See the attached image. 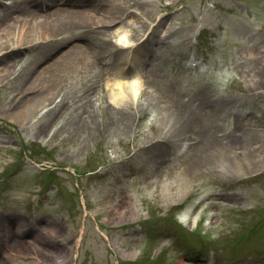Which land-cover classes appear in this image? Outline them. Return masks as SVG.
Listing matches in <instances>:
<instances>
[{
  "label": "rangeland",
  "instance_id": "1",
  "mask_svg": "<svg viewBox=\"0 0 264 264\" xmlns=\"http://www.w3.org/2000/svg\"><path fill=\"white\" fill-rule=\"evenodd\" d=\"M12 1L22 0H0V8ZM101 1L134 10V23L124 21L113 38L115 43L124 38L126 62L131 47L162 20L159 37H172L158 51L159 80L186 104L223 103L215 121L218 135L232 133L236 119L264 120V86H254L261 65L253 59H264V0ZM94 10L85 12L99 19ZM56 46L48 45L40 56L22 50L20 71L28 72L34 60L39 68L46 65L47 59L40 65L39 59L50 58ZM196 59L203 63L200 69L184 68ZM100 60L74 63L59 93L64 101L82 102L69 107L64 102L57 114L12 118L25 105V94L0 85V264H264V135L206 154L184 176L182 160L196 140L183 138L187 132L181 127L177 147L167 152L161 109L106 103L116 89L107 87ZM155 76L138 79L139 96L155 93L150 87ZM91 97L96 138L87 144L80 135L54 136L60 122L77 116V126L88 118ZM120 109L132 115L124 134L112 125ZM42 125L46 132L39 133ZM183 146L188 152L180 159ZM183 206L187 209L179 211ZM10 231L20 234L3 238ZM18 240L26 243L20 251L12 244Z\"/></svg>",
  "mask_w": 264,
  "mask_h": 264
},
{
  "label": "bare ground",
  "instance_id": "2",
  "mask_svg": "<svg viewBox=\"0 0 264 264\" xmlns=\"http://www.w3.org/2000/svg\"><path fill=\"white\" fill-rule=\"evenodd\" d=\"M86 9H95L94 11L101 17L96 19L91 15H87ZM132 15L133 10L127 3L124 5H109L101 0H32L29 4L24 3L22 0L17 5L15 1H12L2 9L0 8V65L9 59L4 66L0 67V85L8 83L11 92L20 89V93L25 94V105L20 110L15 109L12 118L23 122L26 119L30 120L32 116L45 112L54 111L57 114L64 102L67 104L66 107H69V104L82 102L81 99L77 101L72 97H69L68 102L64 101L61 93H59L62 89L60 82L62 84L63 78L71 73V69L75 66L88 63L94 64L98 59L103 60L106 57V59H109L105 61L107 63L103 67V71L107 79V87L111 89L117 81L126 82L130 79L138 81L141 76L143 77L152 72L157 73V76H155L156 82L153 83V86H150L155 92L154 94H149V92L146 97H141L138 93L141 89L138 90L137 88L132 91L127 87L120 89L114 87L116 91L108 93L110 99L106 100V103L119 108V106H131L133 102L141 109L147 106L161 109L165 118L159 126L164 134L162 138L167 139V142L165 141L167 152L177 147L181 127H185L184 132L187 133H183L184 136L182 137L186 140L192 137L193 141L196 140V142L188 155L182 160V164L186 162V167L181 173L184 176L191 174L199 166V163L204 160L206 154L216 152L215 155H217L220 150H226L232 144H241L236 139L241 140L244 138L246 141H250L255 137H259V134L264 135V120L262 119L250 120L249 122L236 119L232 133L241 134V137L232 133L218 135L215 121L220 117L218 107L223 106V103L199 105L198 107L186 104L183 100L184 97L177 93L173 86L163 84L159 80L162 71L161 66L163 68V65L159 67H155V65L159 61L157 58L158 51L164 46L158 48L152 61L148 59V54L151 53L149 51L153 47H158L155 44H170L169 37H172V35L168 31L166 35H170L164 36V38L159 37L162 20L152 25L147 34L144 33L146 36L141 40V43L131 50V63L127 64L124 59V51L120 49L123 46L115 43L113 38L121 34L119 30L124 28L122 23L125 19L129 20L131 24L134 23L131 19ZM50 44L57 45L49 52V55L55 54L54 60L41 68L37 65L38 61L34 60L32 64L25 68H29L28 72L20 71L21 60L17 59L18 53L23 50L26 54L33 52L39 55L40 51ZM123 45H125V42H123ZM39 56L36 57V60ZM47 57L40 58L39 65ZM263 57L264 55L261 58ZM253 59L257 65H261L258 71H264V59H261V61L257 58ZM75 62L76 65L73 66ZM259 72L257 73L258 77H256L258 80L254 83L256 88L264 86V74ZM138 74H141V76L137 78ZM12 76H16V78L11 83L10 77ZM109 82H112V86L109 85ZM140 95H142L141 91ZM57 98L61 100L57 102ZM49 106L51 107L48 108ZM86 106L89 109L87 112L88 118H85V121L80 119L77 126H75L77 121L74 123L78 118L77 116H72L66 123L60 121L59 123L58 119L62 116V114H59L54 122V124L59 123L58 128L53 131V135L67 136L68 134L66 137L68 139L80 135L83 136L84 143L87 144L92 138H96L99 132L93 129L94 123L91 114L93 113L94 101L92 97L86 98ZM121 109L116 111V116L112 119V125L116 126L118 132L124 134L130 130L132 115L126 112V109L124 111ZM45 128L46 126L42 125L37 128V131L44 133L46 132ZM193 151L195 153L192 159L190 161L186 160ZM225 200L231 202L236 199L231 195ZM14 234L20 233L3 232V238L10 240ZM12 244L17 251H20L21 248L24 249L26 245V243L22 244L19 240L14 241Z\"/></svg>",
  "mask_w": 264,
  "mask_h": 264
},
{
  "label": "clouds",
  "instance_id": "3",
  "mask_svg": "<svg viewBox=\"0 0 264 264\" xmlns=\"http://www.w3.org/2000/svg\"><path fill=\"white\" fill-rule=\"evenodd\" d=\"M123 42H124L123 37H120L119 39L116 40V43L118 45L123 44ZM114 87L116 89H120L122 87H127V88L131 89L132 91H135L139 87V83L135 79L130 80V81H126V82L117 81V82H115Z\"/></svg>",
  "mask_w": 264,
  "mask_h": 264
}]
</instances>
